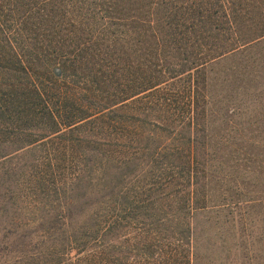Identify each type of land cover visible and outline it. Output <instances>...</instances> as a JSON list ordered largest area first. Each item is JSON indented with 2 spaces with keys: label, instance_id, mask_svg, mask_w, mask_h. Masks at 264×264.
I'll use <instances>...</instances> for the list:
<instances>
[{
  "label": "trees",
  "instance_id": "1",
  "mask_svg": "<svg viewBox=\"0 0 264 264\" xmlns=\"http://www.w3.org/2000/svg\"><path fill=\"white\" fill-rule=\"evenodd\" d=\"M257 47L264 0H0V264H264Z\"/></svg>",
  "mask_w": 264,
  "mask_h": 264
},
{
  "label": "rangeland",
  "instance_id": "2",
  "mask_svg": "<svg viewBox=\"0 0 264 264\" xmlns=\"http://www.w3.org/2000/svg\"><path fill=\"white\" fill-rule=\"evenodd\" d=\"M262 53L264 50L260 47L253 49L249 60L248 165L251 178L247 196L252 202L264 203V55ZM256 176L260 178L255 179ZM260 217L264 218V210L256 218L255 227L262 224L258 221Z\"/></svg>",
  "mask_w": 264,
  "mask_h": 264
}]
</instances>
